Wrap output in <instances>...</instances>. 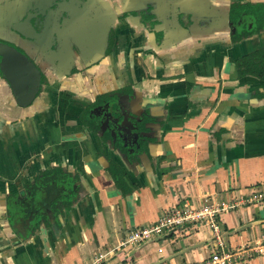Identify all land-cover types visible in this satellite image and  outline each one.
Masks as SVG:
<instances>
[{
	"label": "crops",
	"instance_id": "obj_1",
	"mask_svg": "<svg viewBox=\"0 0 264 264\" xmlns=\"http://www.w3.org/2000/svg\"><path fill=\"white\" fill-rule=\"evenodd\" d=\"M260 42L257 37L220 47L205 66L151 69L158 79L147 82L145 91L160 139L151 164L143 159L128 165L95 140L82 143V134L76 138L56 128L51 114L36 126L11 125L14 115L1 119L0 264H93L99 254L108 255L98 264H198L214 247L211 232L192 225L181 236L109 252L132 231L154 226L174 206L204 197L217 204L246 203L220 217L228 250L263 240L264 202L248 200L253 193L264 194V80L241 78L230 65ZM189 82L193 89L187 95ZM61 119L63 124L74 120L71 113ZM106 156L126 172L128 193L116 187ZM48 167L64 168L79 179L77 202L55 222L42 223L37 234L23 237L26 225L15 230L8 220V196L20 195ZM57 191L50 187L40 196L51 202ZM26 216L21 213L20 220ZM237 264H264V256L254 254Z\"/></svg>",
	"mask_w": 264,
	"mask_h": 264
},
{
	"label": "flooded vegetation",
	"instance_id": "obj_2",
	"mask_svg": "<svg viewBox=\"0 0 264 264\" xmlns=\"http://www.w3.org/2000/svg\"><path fill=\"white\" fill-rule=\"evenodd\" d=\"M147 1L132 11L134 0H0V46L24 55L40 73L35 91L33 81L19 71L17 81L25 88L21 106L0 56V121L14 115L11 125L36 126L51 114L56 128L76 138L82 134V143L95 140L123 160L120 138L127 139L136 157L138 150L147 153L150 144L159 145L145 91L147 82L158 79L151 69L205 66L218 48L259 37L254 51L230 65L241 78L264 80L259 75L264 71V0ZM245 71L252 72L240 74ZM192 89L187 83V95ZM68 113L74 120L60 123ZM106 160L121 166L113 157ZM48 169L53 168L43 169L20 195L8 196L11 225H29L31 217L20 220L29 211L27 186L32 184L39 197L51 187L39 182ZM40 198L48 208L51 198Z\"/></svg>",
	"mask_w": 264,
	"mask_h": 264
},
{
	"label": "built area",
	"instance_id": "obj_3",
	"mask_svg": "<svg viewBox=\"0 0 264 264\" xmlns=\"http://www.w3.org/2000/svg\"><path fill=\"white\" fill-rule=\"evenodd\" d=\"M249 203L261 204L264 202V194L253 193ZM246 204L244 200L236 203H213L208 197L200 202L185 200L182 204L174 206L154 226L139 228L131 232L129 237L117 248L109 252L113 254L118 249H127L134 245L150 241L155 238H164L171 235L181 236L186 225L195 228L207 229L211 232L214 250L211 255L198 264H237L240 260L250 258L252 255L264 256V239L255 243H245L235 250L226 248L224 230L220 217ZM163 249H159L162 252ZM108 254H99L93 264L100 263Z\"/></svg>",
	"mask_w": 264,
	"mask_h": 264
},
{
	"label": "trees",
	"instance_id": "obj_4",
	"mask_svg": "<svg viewBox=\"0 0 264 264\" xmlns=\"http://www.w3.org/2000/svg\"><path fill=\"white\" fill-rule=\"evenodd\" d=\"M250 72L252 71H245L240 74L248 75ZM259 75L264 78V71L262 74L259 73ZM121 145H123V143ZM122 149L125 154L129 150V148L123 147ZM108 170L116 187L123 194L131 191L125 180L127 174L118 163L113 162L111 165L109 164ZM78 181L79 179L75 177V175L58 167L43 171L39 181L40 183L42 182L41 185L43 187L51 186L59 189V191L55 193V198L49 202L48 208L43 206L44 203L41 200L42 198L37 196L35 187H33L32 184H29L27 190L30 192L31 196H29L27 201L29 208L27 217L32 218L31 225H42V223L50 225V218L55 222L54 219H59V216L61 213L63 214L64 210L72 209L77 202L78 186L76 184ZM48 189L49 187L45 190L47 191Z\"/></svg>",
	"mask_w": 264,
	"mask_h": 264
},
{
	"label": "water",
	"instance_id": "obj_5",
	"mask_svg": "<svg viewBox=\"0 0 264 264\" xmlns=\"http://www.w3.org/2000/svg\"><path fill=\"white\" fill-rule=\"evenodd\" d=\"M139 1H143V0H139ZM139 1L134 0L135 6H133V8L131 9L132 11H138V7H137L136 3H138ZM148 2L149 1L146 0V4ZM151 3L153 4V1H150V4ZM158 6L159 5H155V7H157V8H158ZM0 56L4 57L3 61L7 63L6 68L4 67V65L6 64L5 63L2 67V70L7 75L8 79L12 82V86L14 87V90H16L15 93H16V95H18L17 99H18L19 105L24 106L25 104L20 100L23 99V97H25V94H24L25 88H24V86H22L23 84L20 83L19 80L17 81V77H19V71L22 70L24 75L27 76L28 81H33L35 91H36L37 86H39V83H40V73L35 68V66L24 55L16 52L15 50L7 49L6 47L0 46ZM35 93L32 95L33 97H34ZM144 137L148 138L149 135H145ZM120 140L123 143V145H122L123 148H129V144H128V141L126 138H124V139L120 138ZM147 143L150 144V141H147ZM157 146L158 145L154 146L153 144H150L149 145L150 150H148L147 153H144V152L138 150L139 154H137V157H136L137 152H135V154L132 155V153H133V152H131L132 150H128V152L126 154L124 153V156H126L127 160L126 159H123V160L128 165H133L135 163L142 164L141 162H143V159L147 160L151 164L152 163L151 159H150L151 154H152L151 152L153 151L152 149H154ZM30 220H31V218H30ZM29 223L31 224L32 220L29 221ZM30 224L26 225L25 227H22L23 231H22L21 235L23 237L27 236L26 235L27 232H29L31 234H37V232L40 231L41 226H42V225H30ZM12 227L15 230H19L21 228V225H12ZM26 227H28V229ZM224 235H225V233H224ZM211 242H213L212 239H211Z\"/></svg>",
	"mask_w": 264,
	"mask_h": 264
},
{
	"label": "rangeland",
	"instance_id": "obj_6",
	"mask_svg": "<svg viewBox=\"0 0 264 264\" xmlns=\"http://www.w3.org/2000/svg\"><path fill=\"white\" fill-rule=\"evenodd\" d=\"M129 237V236H128Z\"/></svg>",
	"mask_w": 264,
	"mask_h": 264
}]
</instances>
